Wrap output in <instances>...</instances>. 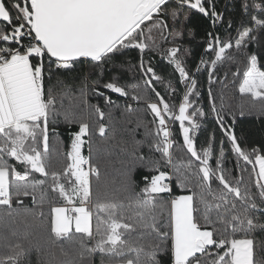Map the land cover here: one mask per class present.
<instances>
[{"label": "snow or ice", "instance_id": "1", "mask_svg": "<svg viewBox=\"0 0 264 264\" xmlns=\"http://www.w3.org/2000/svg\"><path fill=\"white\" fill-rule=\"evenodd\" d=\"M240 7L249 22L242 19L235 37L207 34L205 52L213 58L202 57L197 72L204 66L209 84L216 79L218 64L234 62L230 50L244 53L250 43H260L264 0H242ZM191 10L207 17L213 28L223 21L214 0H0V209L5 210L0 214V264H21L27 257L24 241L42 227V208L55 199L64 206L51 207L49 243L59 245L65 259L48 264H93L97 253L101 264H258L254 233L264 231V152L243 147L226 125L222 93L214 96L209 87V113L191 99L199 97L198 81L180 55ZM232 26L229 20L228 28ZM164 44L171 46L162 48ZM128 49L141 55L143 85L126 89L115 78L89 83L91 73L71 82L54 79L53 67L57 73L71 70L81 58L102 76L104 66ZM154 50L174 66L185 87L178 106L156 91L154 81L162 78L143 59ZM244 54L243 72L232 73L234 79L240 77L238 91L264 102V65L257 54ZM227 76L220 81L224 87ZM101 87L133 102L145 100L142 87L155 94L157 99L146 101L144 109L151 120L137 117L135 128L123 129L131 141H117L114 125L100 122L106 115L111 121L113 111L90 103V93L110 109L120 108ZM167 88L176 91L171 82ZM136 111L131 103L121 110L122 115ZM209 114L231 145L235 176L223 166V141L215 167L210 163L214 134L197 147L200 121ZM57 118L78 125L67 151L59 154L61 161L50 154L49 125ZM170 122H179L182 143L173 139ZM141 127L143 139L137 140ZM51 131L55 134V127ZM97 133L105 156H117L127 177L117 189L121 196L112 200L100 198L108 182L102 172L107 164L92 157ZM137 168L149 173L142 176V186L132 179ZM173 182L180 194L173 193ZM25 197L33 208L22 214L17 208H24Z\"/></svg>", "mask_w": 264, "mask_h": 264}, {"label": "trees", "instance_id": "2", "mask_svg": "<svg viewBox=\"0 0 264 264\" xmlns=\"http://www.w3.org/2000/svg\"><path fill=\"white\" fill-rule=\"evenodd\" d=\"M242 0H214L216 10L223 13V21L218 23L215 28H213L210 20L199 13L197 10H191L189 12V20L185 25L184 36L180 43L183 45L181 50V56L184 58L185 67L190 74L195 73V78L198 81L197 91L199 92V97L193 96L191 99L195 100L197 104L203 109L205 113L210 112L209 99H208V89L211 87L213 95L219 97L223 94L225 102V122L226 125H231L235 132V135L241 142L242 146L251 150L256 148L259 151L264 152V102L259 99L251 97V95L241 94L238 91V85L240 82V77L233 78L232 73L236 72L237 69L242 73L245 67L246 57L245 54L255 53L258 56L259 63L264 65V30H260L258 39L259 44L250 43L244 53H237L235 49L230 50L229 54L234 56L233 61H225L224 64H218L216 69V79L212 84L208 81V71L205 70L204 66H201V70L197 72V65L200 64V60L203 57L205 60H210L213 58L212 53H206V41L208 39V33H218L222 39H226L230 34L232 37L236 36V28L239 27L242 19L245 24H248V18L242 16V9L240 7ZM251 3V0H249ZM259 2V0H257ZM170 7H175V4H170ZM207 6V5H206ZM188 11V9H185ZM233 22L232 28H228V21ZM4 25L0 23V27ZM179 27V25H177ZM188 29H191V35L188 34ZM169 44H164L161 47H170ZM187 53V54H185ZM47 59V58H45ZM141 55L137 49H128L123 51L122 54L117 55L113 58V61L109 65H105L103 73L101 76L100 70L90 69L89 64L84 60L80 59L78 63L74 65L71 70H59L57 73L56 69L53 67L54 79L60 78L67 82H71L73 78L77 80L83 78L89 73V83L92 81L99 80L100 84L109 82L115 78V82L125 86L126 89L133 84L143 85V78L141 76V71L138 67L140 63ZM145 63L151 62V66L154 68L156 74L161 77V81H154L156 91L165 98V100L170 104H178L181 101L182 95L185 91L183 84L179 83V75L174 71V66L169 65L166 60L162 59L159 51H148L143 57ZM47 66V65H46ZM228 73L227 80L225 83L227 87L220 81L223 80L225 73ZM47 82V81H46ZM175 87V93H171L167 88L169 83ZM106 96H110L115 105H119L120 108L117 109L115 106L109 108L103 104L102 99L96 97L95 95L89 94V102L101 105L102 110L106 113L110 110L113 111V118L110 121L109 117L106 115L103 121L105 124L112 123L117 130L116 140L125 139L131 141V135L125 133L123 129L125 126L129 129L135 128L137 123V117H142L144 122L151 120V116L145 114L144 109L146 107V101H155L157 98L155 94L148 88L142 87L140 89V94L145 97V100L139 102H133L128 97H121L119 94L112 93L110 90L100 88ZM131 103L136 112L131 115H122V108ZM217 104L219 105V99H217ZM243 113V114H241ZM93 121L96 117L92 118ZM131 120L132 123L128 124L127 121ZM201 128L198 130L196 143L197 147L205 146L206 141L209 136H215L214 141V156L210 161L213 167H215V156L219 152L220 142L223 141V147L225 149V160L223 166L226 169L232 170V175H237L235 170V156L231 153V145L228 142L227 137L221 131L216 119L213 115L209 114L201 121ZM55 127L56 133L53 134L51 129ZM49 135H50V154L54 161H61L63 159L60 153L66 152L70 144V135L74 131H78V125L73 124L71 126L64 123L62 118H57L54 122L49 125ZM173 139L182 143V134L179 130V122L172 124ZM144 129L141 127L136 131L135 138L137 140L143 139ZM109 135H111V129H109ZM87 139V137L85 138ZM100 137L98 133L93 137V151L92 157L94 160L100 159L103 163L107 164V168L103 169L105 172V178L108 182V188L104 189L101 187V199L112 200L114 198L120 197L121 194L117 189L122 185V183L127 179L124 169L117 156L107 157L104 154L103 146L100 145ZM142 151L147 154V148H143ZM84 155L87 157L89 155L88 147L85 145ZM123 158V157H120ZM18 167H20L18 165ZM149 173L143 168H137L132 174V179L140 186H142L141 178ZM34 178L39 179V174H35ZM95 190V183H94ZM139 190L138 188L136 189ZM173 193L180 194L181 190L178 189L173 182ZM24 208H17L22 214L24 209L33 208V203L30 197H25ZM95 201V197H94ZM64 205L62 200L55 199L54 202L49 205L45 204L42 208L43 218L42 227H37L33 230L30 240L24 241L25 247L28 248L29 254L21 262V264H48L50 260H63L65 259L59 250V245L53 246L49 243V220L51 215V207ZM5 210L0 209V214ZM40 224L41 221H36ZM95 223V221H94ZM255 236V253L256 260L258 264L260 261H264V231L257 230L254 233ZM67 247L66 242H61ZM0 251H3L0 249ZM54 254V255H53ZM105 260L107 257L104 258ZM93 264H101V254L97 253L93 257Z\"/></svg>", "mask_w": 264, "mask_h": 264}, {"label": "built area", "instance_id": "3", "mask_svg": "<svg viewBox=\"0 0 264 264\" xmlns=\"http://www.w3.org/2000/svg\"><path fill=\"white\" fill-rule=\"evenodd\" d=\"M170 127H171V130H172V123L170 122Z\"/></svg>", "mask_w": 264, "mask_h": 264}, {"label": "rangeland", "instance_id": "4", "mask_svg": "<svg viewBox=\"0 0 264 264\" xmlns=\"http://www.w3.org/2000/svg\"><path fill=\"white\" fill-rule=\"evenodd\" d=\"M59 206H64V205H59Z\"/></svg>", "mask_w": 264, "mask_h": 264}, {"label": "water", "instance_id": "5", "mask_svg": "<svg viewBox=\"0 0 264 264\" xmlns=\"http://www.w3.org/2000/svg\"><path fill=\"white\" fill-rule=\"evenodd\" d=\"M81 59H83V58H81Z\"/></svg>", "mask_w": 264, "mask_h": 264}]
</instances>
